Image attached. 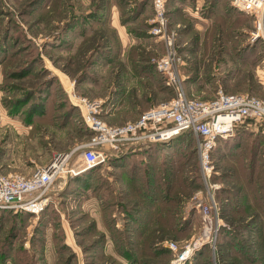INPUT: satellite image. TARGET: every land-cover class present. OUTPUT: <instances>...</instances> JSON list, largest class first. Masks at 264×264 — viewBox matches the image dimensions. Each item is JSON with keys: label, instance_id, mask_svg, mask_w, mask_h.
<instances>
[{"label": "rangeland", "instance_id": "374dc122", "mask_svg": "<svg viewBox=\"0 0 264 264\" xmlns=\"http://www.w3.org/2000/svg\"><path fill=\"white\" fill-rule=\"evenodd\" d=\"M143 1L152 6L136 17L142 0H0L1 173L29 174L59 154L70 155L66 169H84L77 147L90 135L76 96L102 101L111 124L136 120L138 106L150 109L173 97L157 69L166 48L152 33L153 2ZM176 3L167 2L168 25L189 94L208 100L223 89L264 96V38L254 37L255 15L233 3L226 14L227 6L217 1L207 27L195 31V21L170 15ZM253 133L236 130L217 141L209 181L217 185L216 252L206 243L187 264H264V148ZM127 151L120 155L127 160L122 166L60 174L39 211L3 214L0 264H16L22 248L41 264H63L66 257L70 264H171L167 241H194L206 224L196 205L199 198L208 203L210 187L196 138L183 135ZM79 175L88 184L70 185ZM128 207L134 209L128 213ZM117 240L134 241L133 257L118 262L124 257L113 256L108 246L102 254L86 250L94 241ZM63 241L68 248L61 253ZM67 241H77L82 254ZM144 241L159 254L139 251H146ZM20 264L31 263L23 258Z\"/></svg>", "mask_w": 264, "mask_h": 264}, {"label": "built area", "instance_id": "2783aa9c", "mask_svg": "<svg viewBox=\"0 0 264 264\" xmlns=\"http://www.w3.org/2000/svg\"><path fill=\"white\" fill-rule=\"evenodd\" d=\"M155 25L152 33L165 43V53L157 63L158 71L166 78L174 95L169 101L144 111L136 120L111 124L103 118V103L88 97L76 96L84 123L92 132L90 139L78 145L82 149L84 169H66L70 155L59 154L48 165L37 167L29 174H3L0 172V209L15 212L41 209L54 182L60 174L80 173L100 164H106L115 154L146 143L167 141L184 131L191 130L197 141V150L204 180L209 186L212 171V151L219 137L232 136L239 126L264 133V96L251 93H229L220 89L213 99L203 100L191 96L180 72L182 58L176 45V33L169 30L168 0H152ZM239 10L255 15L257 31L254 37L264 38V0H233ZM263 23V29L260 24ZM261 30V34H260ZM264 85V74L260 76ZM209 201L197 200V208L204 213L205 229L194 241L183 244L167 241L173 251L171 264H187L204 244L216 252V236L212 232V210L218 216L214 190L210 184ZM216 260V259H215Z\"/></svg>", "mask_w": 264, "mask_h": 264}, {"label": "trees", "instance_id": "16d2710c", "mask_svg": "<svg viewBox=\"0 0 264 264\" xmlns=\"http://www.w3.org/2000/svg\"><path fill=\"white\" fill-rule=\"evenodd\" d=\"M144 1H142L141 2V6L139 5V7H140V9L143 7V5H144ZM25 70L27 69V67L26 68H24ZM23 68H22V70L23 71H25ZM165 78V77H164ZM165 82H166V78H165ZM83 127H84V130L87 132V133H89V135H91L92 134V132L87 128V126H86V124L84 123V121H83ZM242 129V131H244V132H254L253 133V135L255 136V138H258V139H261L262 140V145H263V148H264V133L262 132V131H252V130H250V129H247V127L245 126V125H242V126H239L238 128H237V130H241ZM183 135H194L193 134V132L191 131V130H187V131H184V132H182L181 134H179L178 136H176V137H174V138H178V137H182ZM225 139L224 138H221V137H219L218 138V143H221L222 141H224ZM127 150H129V149H127ZM127 150H124L123 152H120V153H118V154H115L114 156H112V158L109 160V162L108 163H106V164H100V165H97V166H94V167H92V168H90V169H95V170H97V171H101L102 169H103V167H105L107 164H112L113 166L115 165V166H122V165H124V164H126V159H123V158H120V155H125L128 151ZM216 150V147H214V149H213V153H214V151ZM135 160L136 159H130L129 161H131V162H135ZM138 161H140V160H138ZM82 174V173H81ZM71 182L73 183H79V186H81L80 184L81 183H85V184H88V180L86 181L85 179H84V177H83V175H79V177H77V178H73V179H71L70 180V185H71ZM78 186V185H77ZM70 187V186H69ZM103 187H104V185L102 184L101 185V188L103 189ZM71 188V187H70ZM150 194V193H149ZM148 194V195H149ZM170 200H171V196H166L165 198H164V201H165V203H167V202H170ZM151 201H152V199H151ZM111 203H113V201L111 202ZM131 209H134V207H128L127 208V210H128V213H129V210H131ZM9 212H15L14 210H10V209H0V217L3 215V214H5V213H9ZM17 213V212H16ZM114 229H116V227L114 226ZM127 238V237H126ZM126 240H129L128 238L126 239ZM39 242V241H38ZM45 243H46V241L44 242L43 241V245H45ZM63 243H64V245L62 246V247H59L58 248V250H59V252H65V250L68 248V246L66 245V243L63 241ZM123 243V244H122ZM143 243H145L143 246L145 247L144 249L146 250V251H143L142 249H139V251H142L144 254H148V255H150L151 256V254L152 253H154V255H156L157 256V254H159V252H154L153 251V249L155 248L154 247V245H153V242L152 241H144ZM119 244V245H118ZM139 245V244H138ZM139 246H141V245H139ZM159 246L160 245H158V246H156V247H158L159 248ZM207 247V246H206ZM87 249V251H90V252H92V251H94V250H97V248H98V245L96 244V241H94V242H92V243H90L87 247H86ZM115 248L117 249V251L119 252V254L121 255V256H123L124 258H126L127 260L130 258V257H133V252H134V241H115ZM142 248V247H141ZM163 248L165 249V251L169 254L170 253V250L168 249V248H166V247H164L163 246ZM208 248V247H207ZM156 249V248H155ZM206 250V249H205ZM148 251V252H147ZM207 251V250H206ZM162 253H165L164 251H162ZM18 254H19V256L21 257H19V258H17V263L16 264H20L22 261H23V258L24 259H27L31 264H37L38 262H39V260H37L36 258H35V256H34V254H32V253H30L28 250H26V249H24V248H22L21 250H19L18 251ZM205 255V254H204ZM8 256V254L7 255H5V257H7ZM70 258L69 257H66L63 261H62V263L63 264H70ZM135 261V260H134ZM89 262H91V261H89ZM87 264H91V263H87ZM118 264H121V263H118Z\"/></svg>", "mask_w": 264, "mask_h": 264}, {"label": "crops", "instance_id": "0c3cea01", "mask_svg": "<svg viewBox=\"0 0 264 264\" xmlns=\"http://www.w3.org/2000/svg\"><path fill=\"white\" fill-rule=\"evenodd\" d=\"M181 1H182V3H181ZM217 1H219L220 3L227 6L226 7L227 8L226 14H228L229 12L231 13L232 7H234L232 4L233 2H229L227 0H174V2H177L176 6L174 9H169V12H170V15L172 13V14H176V15H179L182 17L185 16V19H190L192 21H195L196 26L198 27V28H196L195 31H197L199 29V27H201L202 29H205L207 27V25L206 26H204V25L206 22L209 21V18H212L214 16V10L212 7H214V5L217 3ZM223 2H227L228 5H226ZM169 4H168V6H169ZM148 6H152V5L150 3L148 4L145 2L143 7L141 9H139L136 17L143 16V13L147 11ZM223 12H225V10H223ZM207 13L211 14L212 17L207 15ZM149 21L150 20H147V22H146L147 25L149 24ZM180 31H182V29ZM199 32H201V31H199ZM148 109L149 108H146L145 106L140 105L137 108H135L136 113L133 116H137L138 113H139V115H141L140 111H145ZM102 242H103V244H102ZM67 244H69L72 248H74L79 253H81L80 247L77 244V241H67ZM96 244L98 245L97 250H98V252L101 251V254L106 252L105 250L107 249V246H108L110 249H113V251H112L113 256L118 255L121 257V255L119 254V252L115 248V241H96ZM98 252H97V255H94L93 259H91V260H94L98 256ZM88 254H89L88 252L85 253L87 258H88ZM45 258H46V260H48L49 255L46 254ZM124 260H125V258L121 257L117 261L122 262ZM41 263H42V260L39 259V264H41ZM92 264H94V263H92Z\"/></svg>", "mask_w": 264, "mask_h": 264}, {"label": "bare ground", "instance_id": "6f19581e", "mask_svg": "<svg viewBox=\"0 0 264 264\" xmlns=\"http://www.w3.org/2000/svg\"><path fill=\"white\" fill-rule=\"evenodd\" d=\"M260 29H263V23L260 24ZM261 30H260V34H261Z\"/></svg>", "mask_w": 264, "mask_h": 264}]
</instances>
